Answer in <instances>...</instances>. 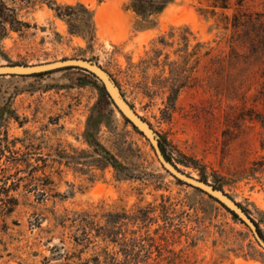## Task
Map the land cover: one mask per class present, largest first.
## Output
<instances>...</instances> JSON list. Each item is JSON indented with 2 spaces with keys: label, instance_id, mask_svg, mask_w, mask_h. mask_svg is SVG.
Returning <instances> with one entry per match:
<instances>
[{
  "label": "rangeland",
  "instance_id": "1",
  "mask_svg": "<svg viewBox=\"0 0 264 264\" xmlns=\"http://www.w3.org/2000/svg\"><path fill=\"white\" fill-rule=\"evenodd\" d=\"M0 66L104 69L180 170L264 238V0H1ZM0 264H264L250 230L179 182L79 69L0 77Z\"/></svg>",
  "mask_w": 264,
  "mask_h": 264
},
{
  "label": "water",
  "instance_id": "2",
  "mask_svg": "<svg viewBox=\"0 0 264 264\" xmlns=\"http://www.w3.org/2000/svg\"><path fill=\"white\" fill-rule=\"evenodd\" d=\"M72 68L89 73L101 83L112 105L117 109L119 114L149 142L159 163L168 174L176 180L206 194L223 206L250 230L258 245L264 249V239L258 233L255 223L236 202L208 182L194 178L183 172L166 158L162 152L157 134L125 100L112 77L96 63L82 58H71L37 65H1L0 77L31 76L55 70Z\"/></svg>",
  "mask_w": 264,
  "mask_h": 264
},
{
  "label": "trees",
  "instance_id": "3",
  "mask_svg": "<svg viewBox=\"0 0 264 264\" xmlns=\"http://www.w3.org/2000/svg\"><path fill=\"white\" fill-rule=\"evenodd\" d=\"M170 2H171V0H132L131 8L138 16H140L142 18H148L154 14L159 13ZM215 2H216V5H218L219 8H221V9L225 10V9L229 8L230 0H215ZM5 9L6 8H5L4 4H2V2L0 0V21H2V17L4 16V10ZM160 146H161V144H160ZM161 149H162V147H161ZM162 152L164 153L163 149H162ZM164 155H165V153H164ZM256 228H257V231L260 234V236L263 238V235H262L261 231L259 230V228L257 227V225H256Z\"/></svg>",
  "mask_w": 264,
  "mask_h": 264
}]
</instances>
